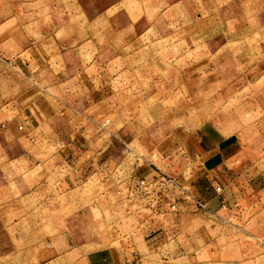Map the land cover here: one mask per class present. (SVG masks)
I'll return each instance as SVG.
<instances>
[{
    "label": "rangeland",
    "instance_id": "1",
    "mask_svg": "<svg viewBox=\"0 0 264 264\" xmlns=\"http://www.w3.org/2000/svg\"><path fill=\"white\" fill-rule=\"evenodd\" d=\"M34 100L0 120V264H264V189L181 253L197 221L156 240L135 185L202 126L264 159V0H0V102Z\"/></svg>",
    "mask_w": 264,
    "mask_h": 264
},
{
    "label": "crops",
    "instance_id": "2",
    "mask_svg": "<svg viewBox=\"0 0 264 264\" xmlns=\"http://www.w3.org/2000/svg\"><path fill=\"white\" fill-rule=\"evenodd\" d=\"M103 78L102 88L108 87L112 81L109 69ZM18 110L16 105L6 108V104L0 102V120L10 127L11 135L21 132L15 127L19 119L32 127L45 121V110L38 101ZM217 131L209 126L183 131L181 140L163 163V170L145 164L135 181L137 189L147 198L152 218L149 223L146 221L145 228L154 227L150 229L155 231L153 238L161 237L165 230L162 219L169 213L179 221H197V226L186 234L181 253H188L189 248L195 253L206 248L214 236L212 220L227 215L230 207L234 209L251 191L258 193L264 189V159L257 158L253 149L243 146L237 135ZM231 136L234 140L229 138ZM175 217H170L171 221ZM202 217H206L205 220ZM142 259H134L125 250L117 249L111 253L108 264H141Z\"/></svg>",
    "mask_w": 264,
    "mask_h": 264
},
{
    "label": "built area",
    "instance_id": "3",
    "mask_svg": "<svg viewBox=\"0 0 264 264\" xmlns=\"http://www.w3.org/2000/svg\"><path fill=\"white\" fill-rule=\"evenodd\" d=\"M19 128H21V126ZM141 183H143V181H141ZM217 189L219 190V188H217ZM199 205L201 206L202 204L199 203ZM171 207L174 209V206L173 205Z\"/></svg>",
    "mask_w": 264,
    "mask_h": 264
}]
</instances>
